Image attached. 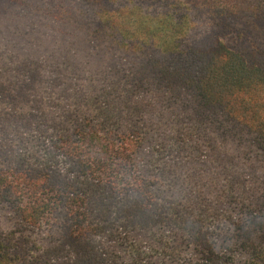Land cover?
Here are the masks:
<instances>
[{"label":"trees","instance_id":"16d2710c","mask_svg":"<svg viewBox=\"0 0 264 264\" xmlns=\"http://www.w3.org/2000/svg\"><path fill=\"white\" fill-rule=\"evenodd\" d=\"M196 1L0 0V264H264V0Z\"/></svg>","mask_w":264,"mask_h":264},{"label":"rangeland","instance_id":"374dc122","mask_svg":"<svg viewBox=\"0 0 264 264\" xmlns=\"http://www.w3.org/2000/svg\"><path fill=\"white\" fill-rule=\"evenodd\" d=\"M196 2H198V0ZM227 43L237 50H242L247 46L257 47V43L249 34H244L242 39H240L238 35L234 34L227 40Z\"/></svg>","mask_w":264,"mask_h":264}]
</instances>
